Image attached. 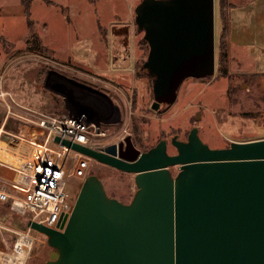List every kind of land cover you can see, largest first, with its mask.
Listing matches in <instances>:
<instances>
[{
  "label": "water",
  "instance_id": "1",
  "mask_svg": "<svg viewBox=\"0 0 264 264\" xmlns=\"http://www.w3.org/2000/svg\"><path fill=\"white\" fill-rule=\"evenodd\" d=\"M134 23L149 48L140 70L152 77V108L171 104L185 78L214 74V0H140ZM170 142L172 154L166 138L144 151L64 140L133 173L135 191L122 202L90 173L65 224L28 220L52 248L44 264H264V137L210 147L193 125Z\"/></svg>",
  "mask_w": 264,
  "mask_h": 264
},
{
  "label": "rangeland",
  "instance_id": "2",
  "mask_svg": "<svg viewBox=\"0 0 264 264\" xmlns=\"http://www.w3.org/2000/svg\"><path fill=\"white\" fill-rule=\"evenodd\" d=\"M139 1L0 0V128L19 132L34 126L36 111L60 113L52 106L60 96L43 85V74L50 68L110 89L120 115L114 122L99 121L106 131L102 138L106 144L124 141L126 146L130 142L144 151L166 138L167 152L172 154L176 152L172 135L186 139L193 125L210 147L263 138L264 85L260 74L251 71L264 69V55L237 62L229 60L226 46L223 61L220 56V10L226 15L230 6L247 0H214V74L185 78L175 100L158 109L151 107L152 77L140 70L149 48L134 23ZM119 25L128 33V49L122 38H113V29ZM125 53L130 58L127 66L122 59ZM10 95L31 111L12 102ZM170 170L175 173L177 167ZM90 173L101 179L108 195L122 202L131 199L133 173L96 159L90 162ZM80 186L81 180L72 177L67 189L77 195ZM26 221V215L0 201V250L11 252L17 232L27 229ZM30 234L34 242L25 264H44L52 248L43 234L35 230Z\"/></svg>",
  "mask_w": 264,
  "mask_h": 264
},
{
  "label": "built area",
  "instance_id": "3",
  "mask_svg": "<svg viewBox=\"0 0 264 264\" xmlns=\"http://www.w3.org/2000/svg\"><path fill=\"white\" fill-rule=\"evenodd\" d=\"M10 97L12 102L31 111ZM8 107L11 110L9 104ZM33 125L41 130L42 140L29 134L30 127L20 133V137L31 144L30 154L25 167L17 170L14 179L0 177V201L7 203L10 210L26 215L27 221L35 220L59 228L62 221L67 222L76 198L67 189L69 179L75 177L82 183L93 159L63 141L100 149L106 144L102 141L106 131L100 122L89 120L85 112L36 111ZM120 142L124 147V141ZM26 228L25 232H17L11 252L0 250L1 264H20L22 251L27 249L29 252L34 236L30 234L32 229L27 225ZM19 238L21 244H18Z\"/></svg>",
  "mask_w": 264,
  "mask_h": 264
},
{
  "label": "crops",
  "instance_id": "4",
  "mask_svg": "<svg viewBox=\"0 0 264 264\" xmlns=\"http://www.w3.org/2000/svg\"><path fill=\"white\" fill-rule=\"evenodd\" d=\"M226 25L225 40L229 60L240 62L253 56L264 55V0H247L230 6L226 11ZM113 31V38L116 41L122 38L126 41L125 47L128 49L126 28L119 25ZM122 59L126 66L129 65L130 58L126 53ZM251 72L260 74L261 82L264 80V69H254ZM43 85L46 90L60 96L54 99L52 105L57 112H85L89 120L97 122H114L119 118L120 110L113 101L110 89L98 88L50 68L43 74ZM24 131L27 130L22 128L16 132L0 128V177L12 180L17 170L25 167L31 144L27 139L20 137V133ZM30 133L37 140H42L39 128L30 127Z\"/></svg>",
  "mask_w": 264,
  "mask_h": 264
},
{
  "label": "trees",
  "instance_id": "5",
  "mask_svg": "<svg viewBox=\"0 0 264 264\" xmlns=\"http://www.w3.org/2000/svg\"><path fill=\"white\" fill-rule=\"evenodd\" d=\"M222 9V7H221ZM220 18L222 19V26H221V32L219 35V47H220V56H221V61L226 57V41H225V36H226V30H227V25H226V15L223 12V10H220ZM220 61V62H221ZM223 72L225 71L224 69L222 70Z\"/></svg>",
  "mask_w": 264,
  "mask_h": 264
},
{
  "label": "bare ground",
  "instance_id": "6",
  "mask_svg": "<svg viewBox=\"0 0 264 264\" xmlns=\"http://www.w3.org/2000/svg\"><path fill=\"white\" fill-rule=\"evenodd\" d=\"M35 152L36 153L38 152L37 149L35 150ZM20 238L18 239V244H21L22 243V239H20ZM27 241L29 242V240H27ZM27 256H28V253H27V249H26V250L22 251V254L19 257L20 258V264H25V262L27 260Z\"/></svg>",
  "mask_w": 264,
  "mask_h": 264
},
{
  "label": "flooded vegetation",
  "instance_id": "7",
  "mask_svg": "<svg viewBox=\"0 0 264 264\" xmlns=\"http://www.w3.org/2000/svg\"><path fill=\"white\" fill-rule=\"evenodd\" d=\"M187 137V136H186ZM179 138V137H178ZM180 139V138H179ZM180 140H186V139H180ZM176 149V148H175ZM49 254V253H48ZM44 263H45V261H44Z\"/></svg>",
  "mask_w": 264,
  "mask_h": 264
}]
</instances>
